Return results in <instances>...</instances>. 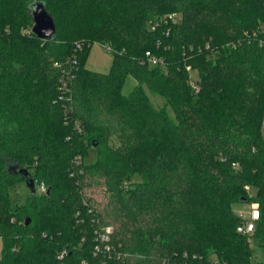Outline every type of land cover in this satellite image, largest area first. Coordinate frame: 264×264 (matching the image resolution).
<instances>
[{"label":"trees","instance_id":"obj_1","mask_svg":"<svg viewBox=\"0 0 264 264\" xmlns=\"http://www.w3.org/2000/svg\"><path fill=\"white\" fill-rule=\"evenodd\" d=\"M33 1L0 0V264H264V0H39L50 40L23 32ZM11 166L46 193L12 207ZM255 200L260 261L234 209ZM106 227L123 258L95 254Z\"/></svg>","mask_w":264,"mask_h":264},{"label":"rangeland","instance_id":"obj_2","mask_svg":"<svg viewBox=\"0 0 264 264\" xmlns=\"http://www.w3.org/2000/svg\"><path fill=\"white\" fill-rule=\"evenodd\" d=\"M30 25V24H29ZM34 26V22L32 23V26L30 25V28L23 30L24 33H33L32 29ZM113 60H112V53L102 45H99L98 43H93L92 47L88 50L85 58V65L87 69L91 71H96L102 74H106L109 72L111 66H112ZM194 75V78L197 77V71L192 72ZM135 82L132 80V78H127V81L124 86L125 93L129 94L134 88ZM146 93L148 94L150 100L154 103V105L157 108H164L166 106V101H164L163 98L158 96L155 93H152L148 87L143 86ZM167 113L170 115L173 119H176V115H174V110L172 107L168 105L167 107ZM262 137L264 140V125L262 127ZM97 160V154L96 150L94 148H91L89 151L88 156L84 159V162L86 163H95ZM138 180V179H137ZM20 182L16 184V186L12 187V189L9 191L10 194V200L12 202V207H15L16 205H23L26 203L28 196L31 194L30 189L27 185V182H25V179L21 177L19 180ZM106 191V190H105ZM91 192V190H90ZM251 192L253 196H255L254 191L251 188ZM98 193V194H97ZM109 194L107 192H99L92 191V197L96 200V205L102 206L104 202H106V199L108 198ZM248 196V194H247ZM253 200V199H252ZM256 202V200L254 201ZM248 202H245L244 204H238L234 207L236 213L241 210H247ZM254 246L252 248L253 250V256L256 258L257 261L263 260L262 256V246L254 239ZM3 247V239L0 236V253L1 249Z\"/></svg>","mask_w":264,"mask_h":264},{"label":"built area","instance_id":"obj_3","mask_svg":"<svg viewBox=\"0 0 264 264\" xmlns=\"http://www.w3.org/2000/svg\"><path fill=\"white\" fill-rule=\"evenodd\" d=\"M173 16H171L172 18ZM261 46H264V43L261 41L260 42ZM77 49L82 48L80 44H76ZM111 53L113 52V49L108 46L106 47ZM209 48V46H207ZM147 61L150 63V65H158V64H163V61L159 58H157L155 55H153L150 52L145 53V57ZM186 70L189 72V85L192 87L194 91L199 90V87L197 83L195 82L194 75L192 74V69L190 67H187ZM264 125V121H263ZM246 190L248 192L249 198L252 199L254 196L251 192V187L246 186ZM47 191V186L45 183H41L37 187V192L41 193H46ZM237 214L242 218V223L237 227V232L241 234L242 236L246 237L247 242L249 243L250 248H253L254 246V237L255 233L257 230V224L259 223V220L261 219V213H260V208H259V203L250 201L248 202V207L247 210H241L238 211ZM112 228L111 227H106L104 230L101 232L100 236L97 238L100 243L103 244L102 247L99 245L95 246V254L98 255V253H101V250L103 248V251H105L108 254H113L114 258H123L122 253L114 251V248L108 243L110 239V235L112 234ZM67 255L66 251H63L60 255L59 258L62 259ZM83 264H89L86 262H83Z\"/></svg>","mask_w":264,"mask_h":264},{"label":"water","instance_id":"obj_4","mask_svg":"<svg viewBox=\"0 0 264 264\" xmlns=\"http://www.w3.org/2000/svg\"><path fill=\"white\" fill-rule=\"evenodd\" d=\"M31 10V17L35 23L32 31L33 34H37L40 38L54 39L56 37V24L55 19H53L52 14L47 11L46 5L39 1L34 0L29 4ZM20 173L26 178L27 185L30 192L36 194V181L31 177V173L28 169H19L17 166H11L10 173ZM30 223V219L26 220V224Z\"/></svg>","mask_w":264,"mask_h":264}]
</instances>
